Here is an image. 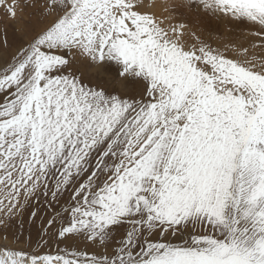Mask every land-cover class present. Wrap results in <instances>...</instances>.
I'll return each mask as SVG.
<instances>
[{"label": "snow or ice", "instance_id": "obj_1", "mask_svg": "<svg viewBox=\"0 0 264 264\" xmlns=\"http://www.w3.org/2000/svg\"><path fill=\"white\" fill-rule=\"evenodd\" d=\"M151 7L0 0V264H264V0Z\"/></svg>", "mask_w": 264, "mask_h": 264}, {"label": "rangeland", "instance_id": "obj_2", "mask_svg": "<svg viewBox=\"0 0 264 264\" xmlns=\"http://www.w3.org/2000/svg\"><path fill=\"white\" fill-rule=\"evenodd\" d=\"M165 0H148V3L152 4L153 7L150 8L151 11H155L158 14L162 11V7ZM171 2V0H169ZM21 3H24V0H21ZM27 26L30 29H37L40 25L37 20L35 10L32 8H25L24 12L17 13V20L11 21L0 12V41L5 38L8 41L10 47L14 48L18 44L22 43L24 39L27 38L23 31H18L17 28H23ZM222 30V29H221ZM106 72L115 75H118L119 66L114 61H107L104 65ZM80 71L84 74L85 77H93L95 73L87 65H80ZM99 79L100 77L97 76ZM131 83V80H130ZM25 237L29 233L32 234L33 239L36 238V226H30L28 224L24 225ZM79 243V242H75ZM83 246V245H81ZM52 251H55V245H52ZM63 247V245H61Z\"/></svg>", "mask_w": 264, "mask_h": 264}]
</instances>
